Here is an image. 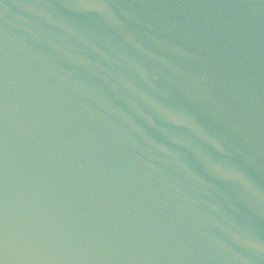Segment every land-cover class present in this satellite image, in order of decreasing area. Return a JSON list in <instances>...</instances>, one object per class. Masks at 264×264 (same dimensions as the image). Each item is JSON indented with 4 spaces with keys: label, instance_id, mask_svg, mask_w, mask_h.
Returning <instances> with one entry per match:
<instances>
[{
    "label": "water",
    "instance_id": "1",
    "mask_svg": "<svg viewBox=\"0 0 264 264\" xmlns=\"http://www.w3.org/2000/svg\"><path fill=\"white\" fill-rule=\"evenodd\" d=\"M0 264H264V0H0Z\"/></svg>",
    "mask_w": 264,
    "mask_h": 264
}]
</instances>
